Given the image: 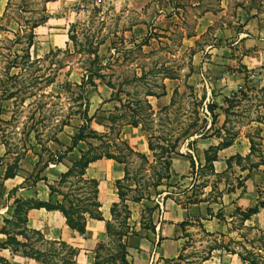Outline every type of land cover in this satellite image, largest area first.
I'll use <instances>...</instances> for the list:
<instances>
[{
  "label": "rangeland",
  "instance_id": "1",
  "mask_svg": "<svg viewBox=\"0 0 264 264\" xmlns=\"http://www.w3.org/2000/svg\"><path fill=\"white\" fill-rule=\"evenodd\" d=\"M44 1L5 0L3 5L0 4V163L16 168L20 160L27 159L36 169L50 158L48 148L64 125H79L86 100L91 103L89 116L95 110L99 111V100L105 95L102 91L104 82L95 80V87H91L85 76L91 68H102L100 74L110 75L113 84L123 85L120 101L117 96L113 99L119 110L113 112L116 116H120L124 110L121 105L129 99L124 93L138 91L135 99L142 109L140 120L145 130L142 132L146 140L151 137L156 148L154 153H146L147 161L128 157L129 177L121 184L122 193L127 201L154 197L166 185L164 178L168 172L164 168L169 158L183 152L191 140L212 134L214 125L218 124L214 115L216 111H213L215 121L212 124L209 109L214 106L209 104L212 95L206 96L209 91L199 86L198 79L203 78L198 77L200 72H194L189 79L193 73L190 66L194 54L202 51L203 61L208 57L204 53L207 46L230 49L226 56L232 60L234 69L240 71L244 68L240 60L247 52L234 45L231 34L235 28L240 30L242 27L238 12L264 18V0H200L198 4V0H56L46 4L48 21L34 30L31 63L14 60L13 54L21 50L16 36L23 35L25 20L31 17L30 11L38 10ZM204 11L208 13L203 27L205 31L199 35L202 25L198 26L197 19ZM68 32L73 33V41L68 39ZM90 46L99 58L94 64L93 56L88 52ZM128 50L130 54L126 53ZM17 55L22 57L24 54L19 51ZM9 62H16L18 68L8 70ZM141 71L147 75L139 88L135 89L133 83L127 85L132 75L140 76ZM241 73L242 88L225 101V128L228 138L241 133L253 145V152L243 165L264 168V72L255 73L253 77L245 71L241 70ZM166 76L170 79H164ZM83 83L86 85L80 89ZM98 85L101 87L97 88ZM145 86L156 94H165L158 99L148 98L152 115L147 112L141 96ZM215 91L219 89L213 87L212 93ZM91 127L97 133L105 132L98 118ZM167 141L174 147L169 155L161 149ZM236 162L240 163L237 159ZM116 211L123 214L120 203ZM150 215L146 209L141 227L150 226ZM129 219L127 224L132 228ZM114 230L118 231L119 227ZM198 231L197 228H185L180 233L179 251L183 250L186 256L192 253L189 262L195 261L213 245V238H205ZM132 232L136 234L134 228ZM243 235L254 251L242 245L234 248L229 241L226 244L214 242V246L225 245L227 249L261 264L264 235ZM29 237L38 242L35 236ZM116 244L114 238L107 250H100L103 264H119L117 259L104 260L110 254H116ZM36 247L48 250L50 253L45 258L53 264H60V253L62 257H68V250L61 246L37 243ZM159 264L170 263L163 261Z\"/></svg>",
  "mask_w": 264,
  "mask_h": 264
},
{
  "label": "crops",
  "instance_id": "2",
  "mask_svg": "<svg viewBox=\"0 0 264 264\" xmlns=\"http://www.w3.org/2000/svg\"><path fill=\"white\" fill-rule=\"evenodd\" d=\"M4 2L0 0L1 5ZM207 14L204 11L197 19L198 26L202 25L199 35L205 31L203 27ZM238 15L242 27L240 30L235 28L231 35L234 37V45L247 52L240 60L244 68H240V71L234 69L232 60L226 56L228 50H231L214 45L206 47L204 53L208 57L203 61V52H196L190 66L193 73L189 79L194 72H200L198 77L203 78L198 79L199 86L209 91L210 94L206 93V96L212 95L209 104L215 106L214 115L218 120L212 132L215 134L191 140L183 152L170 158L166 185L154 197L142 198L139 202L125 200L124 204L130 212L129 222L136 231L134 236L125 241L129 264H159L176 258L182 232L180 225L184 222L190 224L186 228H197L196 221H199L203 230L214 236L215 243L226 244L229 241L234 248L242 245L254 251L252 244L245 241L243 233L264 235V206H258L264 201V168L250 169L243 165L250 158V141L241 133L228 138L225 128V101L229 95L242 88L241 70L252 74V77L255 73L264 72V18L239 12ZM208 27L209 24L206 29ZM204 74L210 77L205 78ZM213 87L219 91L212 93ZM102 91L105 95L99 100V111L95 110L92 116L100 119L105 129L109 126L108 118L116 105L111 98L112 90L105 83ZM89 104L91 107L90 100ZM81 124L80 120L79 125H64L48 148L51 159H46L36 169L30 160L22 159L8 177L6 174L9 166L0 163V264H45L25 256L21 251H14L13 240L29 244L34 251L42 254L47 250L36 247L37 243L44 246L64 244L75 251L72 264H95L96 246L107 241L106 222L111 220L110 209L113 204L120 203L116 183L124 179L123 165L110 159H100L86 169L85 178L98 182L102 220L88 219L83 235L70 229L57 210L32 206L36 203L55 204L60 200V196L51 194L49 186L55 185L60 175L79 159L82 152H86V143L79 141L70 152L65 153L71 147L72 138ZM120 138L134 152L145 156L150 153L148 142L139 128L123 125ZM210 148L215 149L216 158L206 162V153ZM61 155L63 158L57 162V156ZM236 158H239L240 163L236 162ZM18 205L24 208V223L19 222L15 215ZM256 206V213L245 215ZM146 209L151 212L150 226L147 228L140 225ZM151 227L153 231L149 229ZM27 232L38 233L40 240L35 242L25 235ZM218 244L210 257L201 264H250L237 251ZM58 256L62 257L63 254ZM261 264H264V257Z\"/></svg>",
  "mask_w": 264,
  "mask_h": 264
},
{
  "label": "trees",
  "instance_id": "3",
  "mask_svg": "<svg viewBox=\"0 0 264 264\" xmlns=\"http://www.w3.org/2000/svg\"><path fill=\"white\" fill-rule=\"evenodd\" d=\"M56 0H45L43 4L40 6L38 10L30 11L31 17L28 18V20H25V28L22 30L23 35L22 36H16V42L21 45V52H23V56L20 57L17 55L19 51H16L14 56V60H24L26 63H31V57L29 54L30 48L33 46L35 41V34L34 30L37 29L40 25L46 23L48 20L47 15V9L46 4L48 2H54ZM68 39L73 41L74 35L72 32L67 33ZM60 52V50H57ZM88 52L91 56H93L92 64L97 62L99 60L97 56V52L95 49L90 46V49H88ZM127 54H130L131 51L128 50L126 52ZM40 60H37L36 62H39ZM25 63V62H24ZM17 63L16 62H9L8 64V70L17 69ZM19 64V63H18ZM91 69H94L93 71ZM87 73V76L85 78L87 79L88 85L91 87H95V80H100L101 82H104L105 85L112 90L111 98L112 100L115 98V96L118 97L117 101L120 100V95L123 92L122 84H113L111 82V76H105L104 74H100V71L102 68H91ZM147 75L146 72L141 71L140 76L138 74H133L130 80V84H134L135 89L136 87L139 88L141 80L144 78V76ZM89 79V80H88ZM108 79V80H107ZM164 79H170L169 76H166ZM172 79V78H171ZM86 83H83L79 86L80 89H82ZM117 88V89H116ZM145 89V92L141 93V96L143 98V102L145 104L146 110L149 113V115H152L153 108L151 107L148 98H160L161 96L165 95L164 92L159 95L153 92L150 88L142 87V89ZM165 90V89H164ZM115 92L116 94H114ZM138 94V91H134L132 94L129 92L124 93V95L129 98L124 101L125 105L122 104L121 108L124 112L121 111L120 116H116V114H111L108 118L109 126L105 128V132L103 133H97L96 130H94L91 127L92 122L94 123L95 116H89V101L86 100V103L84 105V111L80 114V120L82 124L78 128L77 133L72 138V144L71 147L66 150L65 153L70 152L73 147L76 145L77 142L83 141L87 145L86 152H82L80 154L79 159L72 163L70 167L67 169V171L60 175L59 180L55 183V185L49 186L51 194H57L60 196V200L56 202L55 204H49V203H36L32 205L35 208H45L47 210H57L61 213V215L64 217L67 226L75 230L78 234L83 235L85 233V226L88 219L92 220H102V214L100 212V203L98 201V182L94 179H88L85 178V172L88 166L100 159H110L118 164H121L124 166V179L121 182L116 183V188L118 191V197L120 200V207L122 210V213L120 211H116L118 209L119 204H113L110 209V216L111 220L106 222V235H107V241L105 243H100L96 246L94 253V262L95 264H103L102 260L100 259V250L106 249L109 245V243L115 238L116 239V254H110V256L107 259L104 260H110L115 261L118 260L119 264H129L127 261V252H126V239L128 237L134 236L135 234L132 232V228H130L127 224V220L129 219V211L127 207L125 206V195L122 193V186L121 184L128 180L129 173L127 169L128 165V157H136L141 158L145 161H147V158L145 155L134 152L128 144L123 141L120 138V128L123 125H130L135 128H141L140 130L145 132L143 127H141L142 120L141 118V110L138 107L137 100L135 99ZM11 96V95H10ZM131 106L134 108L132 109ZM212 113V124L213 121H215V116L213 115V111L215 110V106L209 107ZM114 111H119L118 108H115ZM130 114V115H129ZM128 117V120L125 118ZM125 119L124 122L121 124L118 123L119 120ZM148 142V150L151 153H154L155 147L152 144L151 137L147 138ZM167 144L164 146L162 145L161 149L163 150L164 154L169 155V152H172L173 146H169L168 141ZM251 144V142H250ZM159 147V146H158ZM253 145H251L250 152H253ZM215 149L210 148L208 152L206 153V162H209L211 160H214L215 157ZM63 158V155L57 156V162H60ZM170 159V158H169ZM239 160V158H236ZM51 161V160H49ZM48 161V162H49ZM45 164L44 166H46ZM258 168V165H251L250 169H256ZM15 168L8 167L6 176H11V171ZM168 174L166 178L168 179L169 175V163H167V167L164 168ZM162 180V177L160 181ZM156 186V185H155ZM141 198H130L133 202L140 201ZM258 206H264V201L260 202ZM258 206L255 208L249 210L245 215L249 216L251 214L256 213L258 210ZM23 213L24 208L22 205H18L16 207L15 215L18 217V221L24 223L23 219ZM197 223V229L199 230L198 233L202 234L205 238H213L214 236L212 234L206 233L202 225L199 221H196ZM117 224V225H115ZM118 226L119 230L115 231L114 227ZM190 226L188 222H184L180 225V229L182 232L185 231V228ZM151 231L154 230L153 227L149 228ZM25 235L28 237L29 235L35 236L37 240H40V236L36 232H27ZM30 238V237H29ZM32 239V238H31ZM213 245L211 244L208 246V250L206 253L202 254L201 256L197 257L195 261L189 262V257H191V254L189 256H186L183 254V250L178 251V254L176 258L169 260L168 263L170 264H201L205 260H207L210 257V254L213 250L216 249L214 246V240H212ZM13 250L14 251H21L25 256L33 258L37 261H40L45 264H53L50 260L46 259L45 257L50 252L47 250L46 253L42 254L37 251H34V249L29 244H20L19 242H16L13 240ZM63 248H66L68 250V257H60V264H72V259L75 255V251L68 249L64 244L60 245ZM107 250V249H106ZM197 254L196 252L194 255ZM241 257H243L241 254H239ZM244 259L248 260L250 264H256L253 262V260H250L246 257H243Z\"/></svg>",
  "mask_w": 264,
  "mask_h": 264
}]
</instances>
